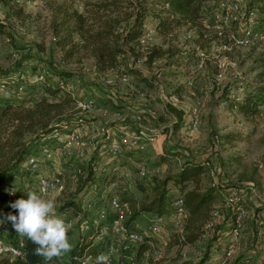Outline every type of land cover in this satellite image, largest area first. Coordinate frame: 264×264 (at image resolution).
<instances>
[{
	"label": "rangeland",
	"instance_id": "rangeland-1",
	"mask_svg": "<svg viewBox=\"0 0 264 264\" xmlns=\"http://www.w3.org/2000/svg\"><path fill=\"white\" fill-rule=\"evenodd\" d=\"M217 1L207 0L206 4L215 6ZM250 1L241 0V4L244 6ZM16 2L22 5L25 14L20 19L5 18L0 7V21L4 24V31L10 34H0V70L14 74L19 67L25 73L23 91L16 93L11 86V94L17 98L23 96L25 89L34 81L39 66L48 70L49 74L55 69L67 70L81 80V85L74 89L73 95L89 101L86 107L78 108L82 114L92 117L85 138L89 139L102 127L120 123L121 120L140 124L144 132L151 136L147 138L144 149L128 164L130 180L119 181L118 194L121 198H141L148 194L150 178L162 179L174 174L185 158L203 161L205 170L213 172L212 177L203 175L202 184H212L218 192L215 206H219L225 198L233 197L234 214L241 215L237 239L233 240L230 232L234 215L231 211L218 208V215L211 219L197 241L178 250L175 246L166 247L170 235L176 234L178 230V225L167 219L159 234L150 237L158 260L178 256L175 264L177 261L183 264H211L224 258V264H231L236 257L243 255L253 260L254 264H264V114L260 110L252 117H244L226 107L228 100H233L231 95H234L233 91L236 92L240 80L243 85L245 82V85L250 86L253 76L264 70V50L257 41L243 46H233L227 42L226 35L229 32L238 37L243 34L245 21L242 13L235 14L237 20L234 21L233 30L228 25L222 27L219 37L214 36L208 48L203 50L204 55L193 57L184 67H167L162 59L145 64L140 56L137 58L141 62L133 65L135 58L125 52L118 58L120 65L116 69L98 72L88 57L78 61L75 57L63 59L52 39L50 23L56 7L62 5L80 10L77 0ZM185 32L178 29L171 42L169 39L162 40L153 31L148 32L147 37L139 41V47L145 50L152 45L162 44L164 48L185 50L192 46ZM224 41L227 42L225 49L220 47ZM129 67L137 69L147 82L128 73ZM167 100L184 113L178 128L173 126V117L163 112ZM194 119L195 128L191 126ZM225 133H233L240 139L225 141L221 138ZM90 151L71 147L65 155L55 149L52 157L40 163L35 170H31L24 161L22 174L13 175L0 185V211L6 216L8 206L14 202L5 196L7 186L14 187L16 195H27L29 191L37 193V175H61L64 179L63 191L53 192L44 199L54 200L55 214L70 220L68 238L69 243L74 245L81 235L78 230L81 213L72 215V210H62L61 206L70 200L78 207L80 196L91 183L97 184V190L100 191L102 186L98 184L106 180L95 169H91L93 164L96 165L97 156ZM170 152H175V157L169 156L163 162H158L160 155H170ZM141 162L148 174L138 178L135 164ZM168 195L171 200L179 194L171 188ZM84 213V218H87L92 212ZM149 219L142 212L133 220L126 218L122 228L146 236L149 234ZM5 236L14 238L10 228ZM119 236L115 235L114 238L118 239ZM137 250L138 247L133 244L123 249L116 264H152L146 251L137 256ZM205 254L207 257L202 261Z\"/></svg>",
	"mask_w": 264,
	"mask_h": 264
},
{
	"label": "trees",
	"instance_id": "trees-1",
	"mask_svg": "<svg viewBox=\"0 0 264 264\" xmlns=\"http://www.w3.org/2000/svg\"><path fill=\"white\" fill-rule=\"evenodd\" d=\"M16 1L18 0H0L1 13L5 18L20 19L25 15L22 5ZM77 1L81 6L80 10L62 5L56 7L50 23L52 38L63 59L75 57L78 61L88 57L98 72L116 69L120 65L118 55L125 52L134 58L140 56L145 64L162 59L167 67H184L193 57H197L198 51H205L216 36L208 19L213 5L206 4L207 0ZM244 11L243 17L248 11H253L254 28L264 33V0H254V2L251 0L244 4ZM234 23L230 21L227 27L230 26L229 29L233 30ZM3 25L0 21V34L9 36L10 34L4 31ZM178 29H183L184 32L193 31L190 37L191 48L171 49L164 48L162 44L152 45L145 50L139 47V40L147 30L153 31L162 40L169 39L171 42ZM127 70L140 81L147 82L134 67H129ZM19 71L21 69L17 67L15 73ZM8 75L13 74L0 70V78ZM71 76L72 73L67 70L55 69L50 74L47 70L42 79L33 81L20 98L13 94L0 97V185L13 175L22 174L25 168L22 163L28 155L37 150L41 136L60 130L64 125L92 120L91 116L82 114L77 109L76 104L80 97H76L71 90L58 83ZM226 105L244 117H252L259 113L264 106V70L253 76L250 86L245 85L244 82L240 100H228ZM163 112L173 117V126L178 128L183 111L166 102L163 105ZM221 138L225 141L240 139L233 133H225ZM175 155V152H170V155H160L158 162L161 163L169 156L175 157ZM207 173L205 162L185 158L174 174L162 179L150 178L151 186L148 194L141 198L133 196L122 198L127 202L129 218L133 220L142 212L154 215L168 214L171 209L168 193L172 188L183 199L184 219L181 238L177 234H171L166 247L175 246L178 250L182 246L193 244L201 237L206 225L211 221V211L218 201L219 194L213 185L202 184V177L208 176ZM168 183L171 185L168 186ZM66 208L72 210V215L78 212V207H75L70 200L65 201L61 206L62 210ZM7 209L8 214L17 215L16 210L9 206ZM229 211L233 216L235 207ZM7 224L12 230V225L9 222ZM35 248V244L23 238L22 256L14 258L2 256L0 264H44L43 258L34 254ZM147 248L146 242L138 245L137 256H141ZM72 249L70 253L64 254L58 260H52L50 264H80L83 257L95 258L100 254L91 244L89 237L83 235L78 236ZM206 257L207 254L202 257V261ZM178 258V256L163 257L153 264H175ZM231 264H254V262L241 255Z\"/></svg>",
	"mask_w": 264,
	"mask_h": 264
},
{
	"label": "built area",
	"instance_id": "built-area-1",
	"mask_svg": "<svg viewBox=\"0 0 264 264\" xmlns=\"http://www.w3.org/2000/svg\"><path fill=\"white\" fill-rule=\"evenodd\" d=\"M241 0H218L216 5H213L211 12L209 13V20L211 21L212 28L216 29V35H220L219 31L222 27L229 24L230 21H236L237 16L235 14L242 13L244 16V6L242 5L241 10ZM241 10V12H240ZM245 21L243 34L238 37L234 33L229 32L226 35L227 42H231L233 46H243L248 44H253L257 41V44L262 46L264 50V33L259 32L254 28L255 19L253 11H248L247 15L243 17ZM152 32L147 30L143 37L139 40L147 37V33ZM192 30L185 32L186 38L191 37ZM53 39V38H52ZM218 39V38H217ZM54 40V39H53ZM227 42H222L220 47L225 49ZM123 53L118 55V58L122 56ZM204 55L203 51H198L197 57H202ZM142 59V58H141ZM141 59H133V65H137L141 62ZM47 73L44 67L39 66L36 68L34 81H39L42 79L43 75ZM25 81V73L21 70L13 75H8L0 78V97H8L11 95V86L15 89L16 93H21L23 91V84ZM59 85L66 87L67 89L74 91L79 85H81V80L78 77H68L58 82ZM243 91V84L240 80L237 83L236 92L233 91L234 95H231L233 100L237 101L241 99V93ZM75 95V94H74ZM89 101H83L79 99L77 101V109L86 107ZM170 102V100H167ZM171 103V102H170ZM172 104V103H171ZM173 105V104H172ZM78 109V110H79ZM80 111V110H79ZM264 114V106L261 109ZM92 122H81V123H71L69 125H64L60 130L52 131L51 133L41 136L39 139V145L37 150L28 155L26 158V165L31 169L35 170L40 163L49 160L55 149L61 150L62 154L67 155L69 153V148L75 147L79 149H91L92 153H95L96 157L95 164L92 165L91 169L96 170L100 175H102L106 180L105 190L101 192L98 196L94 192L95 190L89 185L84 193L80 196L78 207L82 219L78 222V230L83 236L89 237L91 244L98 250V252L108 254L109 264H111L114 258H117L123 249H126L131 244L140 245L146 242L148 248L143 252L148 254L152 264L158 261V254L153 248V243L151 239L147 238V235L157 236L161 231L163 223L169 219L175 225H178V230L176 232L177 236L181 238L182 234V222L184 219V207L183 199L181 195H176L170 200V210L171 214L166 215H154L150 220L149 234L142 236L141 234L122 228V223L126 218H129L130 211L128 209L127 202L122 200L117 191L118 181L130 180V172L127 168L122 166L118 158L126 151H131L138 153L144 149L147 144L148 136L143 127L140 124H136L134 121H125L115 127H105L102 130H98L95 136L87 139L85 138V132ZM193 128L196 127V120L194 119L191 123ZM58 146V147H57ZM100 158H105L106 161H102ZM136 176L138 178L146 177L148 174L147 168L144 164H136ZM79 173V170L77 169ZM208 176L213 175L212 171H208ZM3 182H7L4 180ZM64 189V179L61 175H37L36 177V190L39 195L43 198H49L53 192H60ZM91 190V191H89ZM14 191V194H9ZM5 195L8 199H12L14 202L17 199H26L27 195L17 194L14 187L7 186L5 189ZM222 208L226 211L232 210L234 208V200L232 196L225 198L219 206H215L211 211V219L216 217L219 213V209ZM83 211L86 213L91 211L90 217L84 218ZM236 212V211H235ZM84 213V214H85ZM3 213L0 211V220L4 219ZM59 218L63 219L66 224H70V220L66 219L65 216L60 215ZM241 215L239 213L234 214L231 224V238L237 239L240 227ZM210 222L206 226H208ZM9 229L7 221L0 224V257L7 256L9 258L21 257L23 238L19 236H14V238H9L5 236V232ZM260 231V229L258 230ZM120 234L118 239L114 236ZM142 253V254H143ZM226 253L225 255H228ZM224 258H221L211 264H224ZM176 264H183L177 261Z\"/></svg>",
	"mask_w": 264,
	"mask_h": 264
},
{
	"label": "clouds",
	"instance_id": "clouds-1",
	"mask_svg": "<svg viewBox=\"0 0 264 264\" xmlns=\"http://www.w3.org/2000/svg\"><path fill=\"white\" fill-rule=\"evenodd\" d=\"M14 193L12 191L9 194ZM26 197L9 205L16 210L17 215H6L0 224L9 222L19 237L35 244L34 254L42 257L44 264H50L52 260L70 253L73 250L68 238L71 225L55 214V201L44 199L32 191ZM109 259L108 254L101 253L95 258L83 257L80 264H109Z\"/></svg>",
	"mask_w": 264,
	"mask_h": 264
},
{
	"label": "crops",
	"instance_id": "crops-1",
	"mask_svg": "<svg viewBox=\"0 0 264 264\" xmlns=\"http://www.w3.org/2000/svg\"><path fill=\"white\" fill-rule=\"evenodd\" d=\"M92 122V121H91ZM122 122H125V121H122L121 120V122L120 123H111L110 125H106V126H104V127H102V128H105V127H117L119 124H121ZM97 156V155H96ZM135 156H137V153H135V152H131V151H126V152H124L122 155H120V157L118 158V160H119V162L122 164V166H124L125 168H127L128 169V164H129V162H131V160L132 159H134V157ZM98 157V156H97ZM100 159H102V158H100ZM103 159H105V158H103ZM103 159H102V161H103ZM104 161H106V160H104ZM136 165V164H135ZM136 167V166H135ZM129 171V170H128ZM108 180H105L104 181V183L102 184H98V185H101L102 186V188H101V192H103V190H105V186H106V182H107ZM120 181V180H119ZM119 181H118V184H117V191H119L118 190V188H119ZM122 181H124L123 179H122ZM96 185L97 184H95V183H91V187L95 190L94 192L96 193V195L98 196L101 192L99 191V190H97L98 188L96 187ZM89 191H91V190H89ZM146 215H148L149 217H150V219H152V217H153V215L154 214H152V213H148V212H144ZM61 214H58L57 216H60ZM74 217V216H73ZM149 219V220H150ZM150 223V222H149ZM12 231V233H13V235L15 234V235H17L16 234V232L14 231V229H12L11 230ZM147 238H149L150 239V236L149 235H147ZM116 261H117V258H114L113 260H112V262H111V264H116Z\"/></svg>",
	"mask_w": 264,
	"mask_h": 264
}]
</instances>
